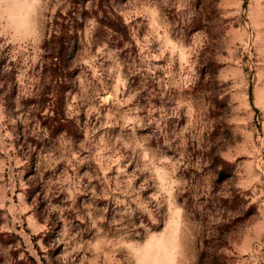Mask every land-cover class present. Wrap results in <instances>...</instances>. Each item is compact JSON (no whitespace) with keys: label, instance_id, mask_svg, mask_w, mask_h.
Returning a JSON list of instances; mask_svg holds the SVG:
<instances>
[{"label":"rangeland","instance_id":"374dc122","mask_svg":"<svg viewBox=\"0 0 264 264\" xmlns=\"http://www.w3.org/2000/svg\"><path fill=\"white\" fill-rule=\"evenodd\" d=\"M0 264H264V0H0Z\"/></svg>","mask_w":264,"mask_h":264},{"label":"trees","instance_id":"16d2710c","mask_svg":"<svg viewBox=\"0 0 264 264\" xmlns=\"http://www.w3.org/2000/svg\"><path fill=\"white\" fill-rule=\"evenodd\" d=\"M67 46H66V42L61 38L60 39V47H59V51H58V57L60 58V60L63 57L64 51L66 50Z\"/></svg>","mask_w":264,"mask_h":264}]
</instances>
